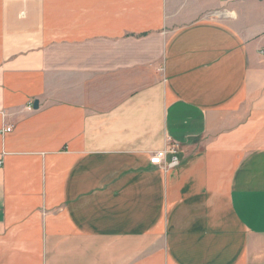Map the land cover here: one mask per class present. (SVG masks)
Wrapping results in <instances>:
<instances>
[{"label":"crops","instance_id":"1","mask_svg":"<svg viewBox=\"0 0 264 264\" xmlns=\"http://www.w3.org/2000/svg\"><path fill=\"white\" fill-rule=\"evenodd\" d=\"M0 264H264V0H0Z\"/></svg>","mask_w":264,"mask_h":264},{"label":"built area","instance_id":"2","mask_svg":"<svg viewBox=\"0 0 264 264\" xmlns=\"http://www.w3.org/2000/svg\"><path fill=\"white\" fill-rule=\"evenodd\" d=\"M231 1H237V0H231ZM218 13H215L214 15H217ZM4 130L9 131L11 130V127H7ZM168 153L172 154V159L169 163L165 162V157L167 156ZM177 154V147L174 145H168L167 148L161 149L157 152H155L151 158L150 161L153 164L157 165H163L165 167H173L179 164V158L176 155Z\"/></svg>","mask_w":264,"mask_h":264},{"label":"water","instance_id":"3","mask_svg":"<svg viewBox=\"0 0 264 264\" xmlns=\"http://www.w3.org/2000/svg\"><path fill=\"white\" fill-rule=\"evenodd\" d=\"M34 106H35V108H38V106H39V102H38V101H35Z\"/></svg>","mask_w":264,"mask_h":264}]
</instances>
